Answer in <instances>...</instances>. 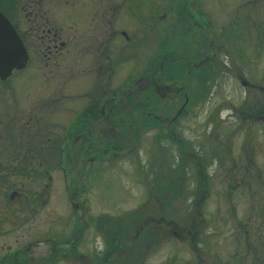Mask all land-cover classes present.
Masks as SVG:
<instances>
[{
    "label": "rangeland",
    "instance_id": "374dc122",
    "mask_svg": "<svg viewBox=\"0 0 264 264\" xmlns=\"http://www.w3.org/2000/svg\"><path fill=\"white\" fill-rule=\"evenodd\" d=\"M2 1L12 22L26 17L22 5L30 2L55 27L67 25L79 52L64 55L59 68L32 63L9 80L15 92L4 94L2 108L15 113L16 101L20 117H0V257L11 264H106L104 231L117 216L139 220L107 264H253L245 237L262 257L263 217L253 209L264 201V187L258 183L261 197L231 190L227 173L245 176L237 167L250 142L264 180V119L249 123L234 111L264 103V0ZM184 26L182 45L201 54L199 65L208 63L203 55L213 43L217 70L204 84L159 79V61L149 71L162 43L175 41ZM107 65L110 79L98 75ZM145 67L147 91L124 99ZM99 82L120 91L112 117L100 115L92 99ZM125 100L142 102L137 116L126 114ZM145 110L160 123L139 116ZM81 111L83 138L61 154L64 127ZM192 219L199 223L187 235ZM247 220L261 240L241 233ZM146 225L158 231L154 242L142 235Z\"/></svg>",
    "mask_w": 264,
    "mask_h": 264
},
{
    "label": "flooded vegetation",
    "instance_id": "af4514ba",
    "mask_svg": "<svg viewBox=\"0 0 264 264\" xmlns=\"http://www.w3.org/2000/svg\"><path fill=\"white\" fill-rule=\"evenodd\" d=\"M2 2L3 1L0 0L1 5H2ZM1 5H0V10L2 11L3 6H1ZM22 9L25 10V16H26L25 18H21V19H17V20L15 19V21L12 22L10 20V18L8 16L7 17L9 18V20L14 25L15 30L17 31V33L19 34L20 38L22 39V41L25 45L27 55H28V61H27L25 68L20 69V70H14L8 78H6L5 80H0V117H20V113L18 112L19 107H18V104H16V101H13V103H11V107L13 106L14 109L16 107L15 113H12V114L9 113V109H8V111L7 110L3 111V108H2V102L4 99V94L7 91H12V90L14 91V83L12 84L9 81L14 74L22 72L24 69H27L30 66V64H32V63L39 66V68H40L41 64H45L46 67L49 68V70H50L51 67H48V64L50 62L51 65H55V67L59 68V65H61L60 64L61 59L62 58L67 59L66 57H64V55L70 56L73 54H78V52H79V46L77 44L76 37L66 33L67 25L65 27H62L60 25H56L59 27L58 28L55 27V24H52L50 22V19H48L47 17H40L39 16L38 12L36 11L37 9H35L33 6V3H30V2L26 3L25 2L22 5ZM28 9H29V15H28V13H26ZM202 20L204 22V26L208 27V25L206 24V22L204 21L203 18L201 19V21ZM27 23H28V27H26ZM122 33H123V35H125L124 32H122ZM221 37H223V36H221ZM244 37H246V36H244ZM244 39L245 38H243L242 41H244ZM229 48H231L230 45H229ZM213 51H214L213 43H212V41H210L208 48L206 49V51L203 55L205 58V61H208V68L214 69V70H209L210 72L217 70V66H216L217 64H215L214 61L210 57L211 54H213ZM199 55H201V54H199ZM238 57H240L242 59L241 54H238ZM97 58H99V55H97ZM103 67L104 66H102V68ZM102 68H99L98 75L100 76L101 74H103L104 76H106V78L110 79V77H111V71H109L110 66L107 65V68H105V70H102ZM106 69H107V71H106ZM144 70H145V72L143 74H145V75H144V77H142V79H139V82H135L134 84L129 85V86L124 88V91H123L124 94L122 93L124 99L130 98L131 96H136L137 94L142 93L144 90L147 91V86H146L147 85L146 80H147V74H148L147 67H145ZM154 71L155 72L157 71V67ZM68 74L73 76V72H71V71ZM152 74H153V72L150 73V75H152ZM76 77H77V75H76ZM151 79H152V77H151ZM98 80H100V78ZM151 82H153L155 90L158 87L161 89V85H158V83H156L157 81H155L154 78L152 79ZM81 83H79V87L81 85L83 87V82H81ZM106 84L107 83L103 84L102 82L97 83L96 85H94L91 88V94L93 95L92 99H95V101H97V103L99 105L100 115H102L103 117H112V115L115 114L113 111H114V108L116 107L118 94L120 93V91H119V93H117L116 89H114V88L112 89L109 86H107ZM108 85H109V83H108ZM249 85H250V83H249ZM253 85H256V84L253 83ZM170 88H171V86H170ZM120 100H122V99L120 98L118 101H120ZM259 100L260 99H258L257 102H254V103H252V101H251V103L243 104L239 108L235 107L234 111L238 112L239 119H244L243 121H246L249 123L264 119V103L259 102ZM125 101L127 102V106H129L128 110L130 111L129 102H128V100H125ZM134 115L137 116L138 114L135 113ZM134 115H130V117H133ZM153 116L156 117L155 115H153ZM76 117H79V119L78 120L74 119L70 125H66L64 127V129H65L64 130L65 132H63L64 146L61 145L60 150H59L61 152V154L63 153V151H64V153L67 154L68 151L72 152L73 150H76L77 145L74 142H72V140L73 139L78 140V139L83 138V130L86 127L87 122L83 120L84 115H83L82 111L80 113H78L76 115ZM246 122H242V127L244 126V124L247 127ZM8 125H9V123L7 122L6 126H8ZM44 128L46 129V125H44ZM111 129L112 130L114 129V123L112 124ZM243 131H245V130H243ZM251 137H252V135L250 134L249 140L251 139ZM11 138H13V137L11 136ZM46 146L49 147V145H46ZM42 147H43V145H42ZM253 150L254 149L250 145V142H248V144H244L243 151L245 154L246 163L240 164V167H237V170H243L245 176L239 178L238 173L234 169H233V172H232V169H229V171L227 173V177H228L229 182H231V185L229 186L230 189L232 188L234 190H240L241 188H246L248 191L247 194H250L253 197H255V196L261 197V195H259L258 193L263 191V189H261V188L259 189L258 183H260V185L264 187V180H263V178H261V180H260L261 169L252 160ZM41 163H42V161H39V164H41ZM232 164L236 165L237 162L234 161V163H232ZM43 166H44V164H43ZM61 168H63V167L60 165V169ZM47 175H49V174L47 173ZM66 180H67V178H66ZM10 195H12V193ZM252 206H254V204ZM254 207H256V206H254ZM258 208H259L258 210H256V209H253V210L255 211L257 217H263L261 227L264 228V214H263V212H264V201H263V199L260 201ZM252 226H254L253 223L247 220L241 228L243 230L241 233H243L244 237L246 234L251 233L252 237L256 236L258 238V241H259V239L261 240L260 229L255 231V232L249 231L250 228H253ZM245 243H246V245L247 244L250 245V242L248 241L247 237H245ZM249 245L246 246V252L247 253L252 252V256L249 258V259H252V263L253 264L264 263V247L262 248V252H261L262 257H259L257 255V253H255L256 249L254 247L249 246ZM11 259L12 258L0 257V264H11L8 261ZM238 259L241 261L243 259V257L240 256V258H238ZM12 264H18V263L15 262Z\"/></svg>",
    "mask_w": 264,
    "mask_h": 264
},
{
    "label": "trees",
    "instance_id": "16d2710c",
    "mask_svg": "<svg viewBox=\"0 0 264 264\" xmlns=\"http://www.w3.org/2000/svg\"><path fill=\"white\" fill-rule=\"evenodd\" d=\"M184 28H185V26L182 27V33L178 31V33H179L178 38L182 37L180 40H178V38H175L174 39L175 41H172V43H170V44L162 43L161 49H163V52L158 53L157 55H155L152 58L153 62L150 63L151 65H150L149 71L152 69L153 65L157 61H159V63L157 64V66H158L157 71H159V72H157V74H158L159 79L164 80V81H173V82L177 81V82H181L184 85H188V84H190V82L192 83L195 80L200 81L201 84H204L205 81H208V76L212 72L216 73V71L210 72L209 70H214V69L208 68V63L199 65L198 61L200 60V58L202 56L201 55L195 56V54L193 53V50L188 48L186 51V47H183L182 42H183V36H184ZM185 32H186V30H185ZM185 37H187V36H185ZM188 44H190V43L187 42V40L185 39L184 40V46H187ZM179 47L185 49V50L182 49V52H181L182 54H177V50ZM130 104H131V102H130ZM141 105H142V102H141ZM141 105L133 104L132 107L130 105V111H127L126 114L128 116L134 115L135 113L138 114L139 108L141 107ZM180 113H182V112H180ZM143 115L147 116L148 118L150 117L152 122H155L157 124L160 123L158 117L155 118L153 116L155 114H152V113L146 111L144 114L139 115V116H143ZM147 117H144V118H147ZM160 117H162V115ZM137 122H138V120L136 121V123ZM139 123L143 124V121L139 120ZM148 124L152 125L151 122L150 123L147 122V125ZM116 148H117V146H116ZM198 196H200V193H198ZM194 216L195 215H193V217ZM117 217H118L117 221H114V220L111 221L110 218H107V220H109L111 222L109 223L107 221V225H108L107 230L104 231V233L106 235L107 243L109 246H108V249L105 251V253L102 257H103V260L106 261L107 263H109V256L112 253V250L118 249L117 242L121 239L125 240L127 237V234L132 232V230H134V223L139 220V219H136V220L130 219V223H126V220H125L126 218L124 216H117ZM100 218H103V217L101 216ZM113 218L115 219V217H113ZM196 219H192V221L190 223V229H189V231H187V235L190 234V232H193L192 229H194L196 227V225L199 223L196 221ZM132 221H133V223H132ZM102 222H104V221H100V223H102ZM129 224H131V225L128 226ZM143 228H145L146 231L142 235H144V234L146 235V240L148 239L149 243L154 242L155 237L158 235V231L155 230L154 228H151V226H148V225H146V227L143 226ZM163 232L165 234V231H163ZM136 241H139V238ZM137 245L140 247L139 244H137ZM136 248L138 249V247H136Z\"/></svg>",
    "mask_w": 264,
    "mask_h": 264
},
{
    "label": "water",
    "instance_id": "95a60500",
    "mask_svg": "<svg viewBox=\"0 0 264 264\" xmlns=\"http://www.w3.org/2000/svg\"><path fill=\"white\" fill-rule=\"evenodd\" d=\"M28 60L23 41L7 17L0 11V80L14 70L23 69Z\"/></svg>",
    "mask_w": 264,
    "mask_h": 264
}]
</instances>
